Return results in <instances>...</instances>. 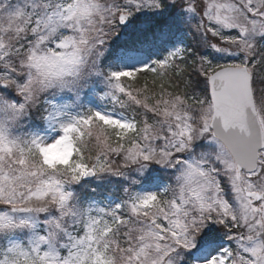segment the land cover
<instances>
[{
  "label": "snow or ice",
  "instance_id": "obj_1",
  "mask_svg": "<svg viewBox=\"0 0 264 264\" xmlns=\"http://www.w3.org/2000/svg\"><path fill=\"white\" fill-rule=\"evenodd\" d=\"M0 264H264V0H0Z\"/></svg>",
  "mask_w": 264,
  "mask_h": 264
}]
</instances>
